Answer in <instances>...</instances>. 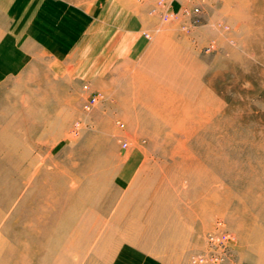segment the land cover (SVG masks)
<instances>
[{
	"label": "rangeland",
	"instance_id": "374dc122",
	"mask_svg": "<svg viewBox=\"0 0 264 264\" xmlns=\"http://www.w3.org/2000/svg\"><path fill=\"white\" fill-rule=\"evenodd\" d=\"M52 1L90 25L0 81V264H264V0Z\"/></svg>",
	"mask_w": 264,
	"mask_h": 264
},
{
	"label": "crops",
	"instance_id": "0c3cea01",
	"mask_svg": "<svg viewBox=\"0 0 264 264\" xmlns=\"http://www.w3.org/2000/svg\"><path fill=\"white\" fill-rule=\"evenodd\" d=\"M89 25L85 11L63 2L0 0V81L13 74V66L18 65L21 56L25 63L28 43L61 55L60 50L75 47Z\"/></svg>",
	"mask_w": 264,
	"mask_h": 264
},
{
	"label": "built area",
	"instance_id": "2783aa9c",
	"mask_svg": "<svg viewBox=\"0 0 264 264\" xmlns=\"http://www.w3.org/2000/svg\"><path fill=\"white\" fill-rule=\"evenodd\" d=\"M159 5H162V1L159 2ZM187 13H191V14H197L198 13V9L194 8L191 12H187ZM172 14H164L163 17L164 18H171ZM96 102V98L95 97H91L89 98L84 104H83V110L85 112H88L92 106L95 104ZM229 238L230 236L226 233H214V234H210L208 236V242L210 243L212 249L214 250H223L226 248V244L229 242ZM212 258L214 256H211V254L209 256H204V255H196L192 258V263L193 264H204L205 262H207V258ZM216 257H214L215 259Z\"/></svg>",
	"mask_w": 264,
	"mask_h": 264
},
{
	"label": "bare ground",
	"instance_id": "6f19581e",
	"mask_svg": "<svg viewBox=\"0 0 264 264\" xmlns=\"http://www.w3.org/2000/svg\"><path fill=\"white\" fill-rule=\"evenodd\" d=\"M171 115H173V116H176V113H172ZM181 115H183V116H181L182 118H187L189 115H188V113H183V114H181ZM182 122H183V120H182ZM173 130H174V128H173ZM24 258V257H23ZM22 258V259H23ZM25 264V263H24ZM27 264V263H26Z\"/></svg>",
	"mask_w": 264,
	"mask_h": 264
}]
</instances>
